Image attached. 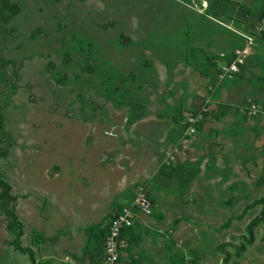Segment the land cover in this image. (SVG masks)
I'll list each match as a JSON object with an SVG mask.
<instances>
[{
    "label": "rangeland",
    "instance_id": "374dc122",
    "mask_svg": "<svg viewBox=\"0 0 264 264\" xmlns=\"http://www.w3.org/2000/svg\"><path fill=\"white\" fill-rule=\"evenodd\" d=\"M263 20L264 0H0L9 208L51 236L72 227L79 247L93 229L100 264L103 228L141 185L152 214L135 220L123 264H223L225 253L227 264H264V223L236 254L260 211L248 207L264 198ZM248 44V81H220ZM110 155L119 171L94 198L92 171ZM118 180L123 196L109 201ZM1 202L0 192V264H10L20 252Z\"/></svg>",
    "mask_w": 264,
    "mask_h": 264
},
{
    "label": "crops",
    "instance_id": "0c3cea01",
    "mask_svg": "<svg viewBox=\"0 0 264 264\" xmlns=\"http://www.w3.org/2000/svg\"><path fill=\"white\" fill-rule=\"evenodd\" d=\"M264 70V69H263ZM254 71L253 66L249 62L248 65L244 68L242 67L241 72L239 75H236L237 77H240L239 79L248 81L247 76L250 75ZM246 73V74H244ZM236 76H234L232 79H234ZM236 77V78H237ZM232 79H226V80H232ZM225 90H223L224 92ZM227 93L224 92L223 96H226ZM130 146V144H129ZM113 153L116 154V149H112ZM101 161H107L105 165L103 166H97L93 171L96 173L94 179H95V187L97 188V191L99 193L92 194V197L101 196V199L105 197L102 192L101 188L99 186L100 183L107 182V179H110L111 174L118 173L119 169L116 168L119 164L115 166L116 157L113 158L112 155L109 157H106L107 160H105V156L103 158H100ZM109 161V162H108ZM120 166V165H119ZM101 175V176H100ZM92 180L93 175L90 177ZM112 180H109L107 183L110 184ZM126 183H122L121 181H117V185H115L114 188H116L115 192L116 195H110L109 201L114 198H121L124 193V187ZM91 187V191H92ZM113 188V189H114ZM94 190V189H93ZM90 191V192H91ZM102 194V195H101ZM94 197V198H95ZM108 198V197H107ZM106 201V205H109L110 202ZM109 202V203H108ZM131 201L125 203L128 204ZM93 207H90L89 212L92 211ZM137 224V223H136ZM136 224H133L131 234L129 235V247L125 254L121 258V264H123V260L125 259V256H127V252L133 250V241L134 237L137 234ZM107 226V224H106ZM105 226V227H106ZM39 234L41 236L42 234V240L40 239H33L28 238V236L31 237V235ZM75 232L72 231L71 228H66L65 232L61 234L60 236L54 235L51 236L50 234H47L45 232V229L42 225L35 226L33 229L26 227V225L23 223V236L20 238V246L22 248H28L32 251L33 257H34V264H96V251H95V244H93L92 240H90L89 236L87 234H83L81 237V245L79 247L77 241L78 237H75ZM8 262L11 264H31L29 258L22 254L18 253L17 255L12 254V256H8ZM16 258V259H15ZM101 264V258L97 261ZM6 262V259H5Z\"/></svg>",
    "mask_w": 264,
    "mask_h": 264
},
{
    "label": "built area",
    "instance_id": "2783aa9c",
    "mask_svg": "<svg viewBox=\"0 0 264 264\" xmlns=\"http://www.w3.org/2000/svg\"><path fill=\"white\" fill-rule=\"evenodd\" d=\"M264 22V20H263ZM250 42V40H249ZM250 44L232 51L231 59L220 66L218 79H232L240 73L246 57L250 53ZM251 114H256L252 107ZM202 111L186 117L185 135L192 136L196 133L197 126L202 120ZM152 214V205L143 186L134 189L133 199L130 203L120 206L107 223V233L104 239L101 255V264H121V258L129 247L127 231L132 230L133 224L139 216L149 217Z\"/></svg>",
    "mask_w": 264,
    "mask_h": 264
},
{
    "label": "trees",
    "instance_id": "16d2710c",
    "mask_svg": "<svg viewBox=\"0 0 264 264\" xmlns=\"http://www.w3.org/2000/svg\"><path fill=\"white\" fill-rule=\"evenodd\" d=\"M5 7H8L7 3H3ZM0 192L2 197L1 207L6 212V216L8 218V228L10 230H15L14 237V249L20 253L27 254L31 264H34L33 253L28 248H22L20 246V238L23 236V224L18 219L15 212H13L9 207L11 203L14 201V196L11 194V186L8 182H6L0 172ZM255 206H260L259 213L248 223L246 226V236L243 237V242L237 247L236 254L240 255L246 249V246L252 245L254 241V230L262 223H264V198L254 201L248 208H254ZM93 229H86L85 232L89 236L90 240H92L93 244H95V251H98L99 242L96 241V236L94 234ZM107 233V226L102 230V247L104 243V239ZM128 236L131 234V229L127 231ZM37 236V235H36ZM97 242V245L96 243ZM102 247H101V255H102ZM230 259L229 253H225V257L223 259V264H227Z\"/></svg>",
    "mask_w": 264,
    "mask_h": 264
}]
</instances>
